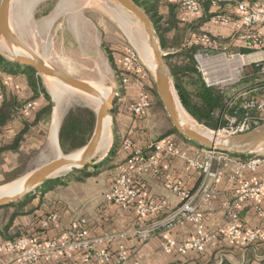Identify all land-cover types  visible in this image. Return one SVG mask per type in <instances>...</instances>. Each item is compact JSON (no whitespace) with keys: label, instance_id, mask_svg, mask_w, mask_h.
<instances>
[{"label":"crops","instance_id":"1","mask_svg":"<svg viewBox=\"0 0 264 264\" xmlns=\"http://www.w3.org/2000/svg\"><path fill=\"white\" fill-rule=\"evenodd\" d=\"M42 5L44 2L36 5L35 12L38 13ZM12 10L13 2L10 9V25L14 31ZM162 12L168 13V11ZM117 16H120L126 24L129 23L127 18L123 19L122 12H118ZM205 17L206 11L201 15L191 16L189 21L185 22L190 27L188 34L191 40L197 32L205 31L209 27L204 22ZM34 18L40 24L39 29L49 31L47 35L50 36L52 45L39 49L21 39L47 64L90 84L111 85L113 87L111 89L117 92H120L123 86L125 87L111 117L113 121L111 130L104 131L93 160L94 165L90 166L94 167L95 171L91 172L87 167L89 169L85 171V177L84 173H78L70 178L71 182L61 179L60 182L65 183L64 186H60L57 181L59 186L55 190H47L44 193L38 190L30 193L34 196L32 209L26 213V216L19 218L20 222L12 225L9 234L13 235V232L21 230V226L28 233L29 230L32 232L36 218L58 212L61 215V221L57 226L41 232L42 236L38 239L29 237L46 248L48 241L63 242L68 238L74 220L85 219L87 224L84 229L87 230L90 238L105 239L115 236L112 243H107V240L97 243L92 254L93 260L88 264H107L97 262L95 255L109 252L114 256L120 245L125 246L129 257L126 264L137 262L142 264H264V192L258 197H253L244 191L246 184L252 185L264 180V166L260 165L256 171L245 169L240 176H235L233 168L239 162H247L248 157L218 155L214 163V171L220 177L205 180L202 171L191 166L188 161H202L208 155V149L179 137L174 131L166 110L153 97L141 93L139 87L138 89L132 87L134 85L132 78H129L127 83L122 81L120 84L118 73L110 60V54L114 57L119 69H122L121 66L127 58L126 50L131 47L121 49L106 47L104 40L108 36L107 30L99 25L98 19L92 15L91 11L80 5H69L64 0L56 2L47 14L36 17L35 13ZM200 19L204 20V23ZM219 28H216L215 33L221 32L225 38L228 37V30ZM42 34L44 33L40 32V35ZM1 40L2 37L0 42ZM226 43H229V40H226ZM182 46L171 50L176 49L173 53H178L191 48ZM231 46L238 47L240 43L237 42ZM133 49L145 60L146 47ZM41 77L51 98L52 110L38 120L37 115L50 104V101L43 94L28 101L34 92L27 77L22 73L11 74L0 71V80L6 97H14L25 103L18 118L14 120L3 137L0 136V147L12 145L16 135L24 128V121L30 125L24 142L20 146L0 155V186L20 177H27L43 165L65 155L60 144V130L71 109L82 106L97 114V109L92 106L67 104L64 96L53 89L50 90L45 80L59 82L50 77ZM242 90L246 88L239 92ZM258 90L264 94V90L258 88L246 92L253 95ZM143 97L149 99L150 106L141 115H137L134 109ZM125 139H131L134 149H142L147 156L153 155L151 146L154 143L163 139H172L182 156L173 157L164 153L157 160L161 170L159 176L151 172L139 175L135 173L134 167L128 164L131 154L124 149ZM105 144L108 146L102 149ZM82 150L83 148L72 154L80 153L81 157ZM34 155L39 157L41 166L23 167V165H29V159ZM124 170L135 175V182L142 189L145 199L165 205L161 214L150 218L145 224L140 221L137 206H121L105 199V194ZM177 189L193 195L195 205L203 214L204 231L208 237L204 252L180 253L165 248L169 240L184 243L192 240L197 233L196 227L187 222L176 224L172 228L168 227L169 219L184 201ZM38 194H41V197H38ZM205 194H210L211 198L205 200ZM36 200H39L38 206L34 203ZM234 214H237V217H234ZM230 226L241 229V234L237 238L232 236ZM144 229L151 231V238L148 240H142L140 237ZM253 232H258L255 240L250 239V234ZM9 241L13 240L5 239L0 235V246ZM8 257L9 253L0 251V264H6ZM54 257L44 260L43 263L83 264L79 254L72 259H67L63 250L55 252Z\"/></svg>","mask_w":264,"mask_h":264},{"label":"built area","instance_id":"2","mask_svg":"<svg viewBox=\"0 0 264 264\" xmlns=\"http://www.w3.org/2000/svg\"><path fill=\"white\" fill-rule=\"evenodd\" d=\"M171 1H176L180 4L186 22L189 21L191 16L194 17L201 15L205 11L204 4L207 2L211 4V10H214L211 11L213 15L211 16L208 30L206 29L203 31L206 33L200 35L198 38L195 35L190 41L191 45H201L205 49L206 54H198V60L203 59L207 61L208 59H214L220 56H225L227 58L226 52L230 48V45L242 42L246 46L253 48V50H251L250 53H242L239 51L242 55L239 53L234 55L232 59H227L234 60L238 57L245 58L248 56H258L256 59L244 63L240 67V73L244 71L245 67L252 66L257 70L256 73L258 75L264 76L263 4L259 2L250 3L246 1H236L229 2L225 7H222V0ZM219 27L228 30V37L225 38L221 32H216L217 34L214 33L216 28ZM226 40H229V43H226ZM213 51H223V53L219 56L210 55ZM126 52L127 58L123 63V69L133 71V69L137 68L136 66L138 65L140 58L139 54L133 48H127ZM220 66H224V64L222 63ZM211 70L212 69L206 70L205 66L201 69L208 87H214L216 84L210 81V78H213V71L211 72ZM128 81L129 77L123 79L124 83H127ZM221 90L223 91V89ZM251 94L252 93L249 94L246 92V90H242L241 92H238L236 96H233L228 103L230 110H232V115L229 117L227 116L225 127L223 130L219 131L220 135L226 137L246 133L264 123V94L260 93L259 90L255 91L253 95ZM3 99L4 95L0 88V103ZM149 106V99L143 97L139 105L135 107L134 111L137 115H141ZM151 148L153 150V155L147 156L142 149H134L131 139L124 140V149L131 154L128 164L134 167L135 173L142 175L151 172L155 176H159L161 170L157 165V160L164 153H168L173 157L182 156L180 149L172 139L160 140L154 143ZM253 153L256 154L254 158L247 162H239L236 164L233 168V174L235 176H240L245 169L256 171L260 165L264 166V144L258 147ZM218 155L228 156L227 154L208 150V155L202 161L189 160L188 162L191 166L199 168L202 171L205 180H208L209 178L218 179L220 175L214 171V163L218 159ZM168 182L170 181L168 180ZM177 191L184 201L178 211L169 219L168 227L172 228L176 224L187 222L196 227L197 233L192 240L184 243H179L176 240H169L166 243L165 248L167 250H176L180 253L189 251L204 252L208 237L204 231L203 214L195 205V197H193V195L179 189H177ZM244 191L246 194L258 197L264 192V180L252 185L246 184ZM210 198V194L204 195L205 200H209ZM105 199L110 203L121 206H137L139 218L143 224H145L150 218L161 214L165 208L164 204L152 203L145 199L142 189L138 187L135 182V175L126 170L121 173L112 188L105 194ZM234 217H237V214H234ZM60 221L61 215L58 212H53L42 218L41 227L43 229H50L53 226H57ZM86 224L87 221L85 219L74 220L68 238L63 242H58L56 240L48 241L46 248H43L38 241L29 236H23L19 239L4 243L0 246V251L9 253L6 264H44V260L55 258L54 254L59 250H63L67 259H72L79 254L83 264H88L93 260L92 254L97 243L102 242L103 240H107V243H112V241L115 240V236H109L105 239L90 238L87 230L84 229ZM230 232L234 238H237L241 234V229L237 226H230ZM120 236L124 237V235ZM257 236L258 232H253L250 234V239L255 240ZM140 237L142 240L150 239L151 231L149 229H144L141 231ZM95 257L97 262H105L107 264H126L129 260L124 245L119 246V250L114 256L110 255L109 252H101L97 253ZM135 264L142 263L137 262Z\"/></svg>","mask_w":264,"mask_h":264},{"label":"trees","instance_id":"3","mask_svg":"<svg viewBox=\"0 0 264 264\" xmlns=\"http://www.w3.org/2000/svg\"><path fill=\"white\" fill-rule=\"evenodd\" d=\"M1 1V0H0ZM223 7L229 2L246 1L250 3H256L260 0H222ZM134 2L142 8L148 16L151 18L154 27L157 31L158 37L161 42V47L164 51H170L173 48L182 47L184 43L183 35L181 32L184 31L186 37L189 35L190 27L185 23L184 15L182 14L181 6L176 1L171 0H134ZM54 4H44L40 7L38 15L47 14L53 7ZM162 5L168 6V13L164 14L161 10ZM211 4H204V10L206 11L205 20H208V14ZM210 7V8H209ZM202 20L201 22H203ZM197 27H195L196 29ZM183 29V30H182ZM173 33V34H172ZM172 34V37H170ZM199 34V32H197ZM200 36V35H199ZM242 53H250L253 48L246 46L240 42V46L236 47ZM197 47L187 49L178 52L179 55H168L166 58L171 77L174 81L175 87L180 96L181 102L185 109L198 120L200 123L205 124L211 129H221L226 125V119L224 117L225 111L228 107V102L232 95L230 92L222 91L216 87H208L206 82L202 78L201 72L198 70L194 52ZM171 53V52H170ZM110 60L118 73L120 84L126 76L135 74L133 71L119 69L116 64L114 57L110 54ZM0 71L17 74H24L34 95L28 101H32L43 94L44 97L50 101V104L37 115L39 120L43 115H47L52 110L51 98L44 87L42 77L30 67H23L19 64L13 63L5 59L0 54ZM257 72V70L251 66L246 69V75ZM0 88L3 92L4 99L0 103V136L6 133L8 128L14 122L18 115H20L25 103L14 97H6L3 84L0 80ZM27 101V102H28ZM232 115V110L229 111ZM256 116L255 114H253ZM97 123V114L89 108L78 106L70 110L66 118L64 119L61 130H60V144L65 155L72 154L82 148H84L91 140ZM29 124L24 121V128L16 135L12 145L0 147V155L9 150L17 149L25 139V135L28 132ZM175 131V129H174ZM176 132V131H175ZM177 133V132H176ZM179 137H182L177 133ZM183 138V137H182ZM251 155V154H250ZM249 155H243L240 157H248ZM249 158V157H248ZM87 168L83 170L86 171ZM42 193L46 190L42 189ZM25 201H31L32 198L28 197ZM25 203L24 205H26ZM25 214V213H24ZM19 214L15 213L12 217V221L16 219ZM42 217L36 218L34 225L32 226L33 231L19 230L17 233L10 235L9 232L12 228L13 223L6 225L5 228H0V235L5 239L16 240L23 236H32L39 238L42 235L41 232L47 230L41 227Z\"/></svg>","mask_w":264,"mask_h":264},{"label":"rangeland","instance_id":"4","mask_svg":"<svg viewBox=\"0 0 264 264\" xmlns=\"http://www.w3.org/2000/svg\"><path fill=\"white\" fill-rule=\"evenodd\" d=\"M60 0H13V22H12V27L14 31L22 38L24 41H26L30 46L39 48L41 49L43 46L45 47H50L52 45L50 36L47 35V29H39L40 24L37 22V19L34 18L35 13L38 15L36 11V5H38L41 2H44V4H55ZM66 3L69 5L75 4V5H80L82 8H86L87 10L91 11L92 15L96 19H98L99 25H102L107 30V38L104 40V45L106 47H118L121 49L122 47H145L147 44H149L148 36L144 30L143 25L139 22L135 16H133L130 12H128L126 9H124L122 6L119 4L115 3L114 1L111 0H64ZM259 3L264 5V0H260ZM223 7V5H221ZM21 7V8H20ZM211 7V6H210ZM209 7V8H210ZM20 10V12H19ZM162 11H168V6L167 5H162L161 6ZM211 11L214 10H209L208 14V20L206 19L204 22L209 26V22L211 20V16L213 15ZM118 12H122V17L127 18L129 23L126 24L122 20L120 16H117ZM202 20V19H200ZM203 22V23H204ZM126 26V27H125ZM216 26V25H214ZM209 28V27H208ZM207 28V30H208ZM183 30V29H182ZM40 32H43L44 34L40 35ZM206 32H203L202 30L199 31V34L196 33V37L198 38L199 35H202ZM215 33V31H214ZM181 35H183V39L185 40L183 45L184 47H191L188 49H192L193 47H197L196 51L194 52V58L198 67V70L202 74V78L205 81V77L203 76V72L201 71L202 67L204 68V64H202L201 60H198L199 58L197 57L198 54H206L205 49L201 45H191V39L190 36L188 35L186 37L185 32L182 31ZM144 45V46H143ZM149 46V45H148ZM183 47V46H182ZM18 51V53H17ZM164 51V50H163ZM167 56L168 55H173V52H176L175 50L171 51H164ZM171 52V53H170ZM202 52V53H201ZM223 51H213L210 55L213 56H219L222 54ZM227 58L232 59V57L236 54H239V50L236 47H230L228 51L226 52ZM0 54L7 59L10 62H13V59L16 57V55H23L25 52L21 50L20 48L13 47L10 44H8L7 41H5L3 38L0 42ZM241 54V53H240ZM174 55H179V53L174 54ZM242 55V54H241ZM140 57V56H139ZM223 57V56H221ZM220 58V57H219ZM219 58H214V59H208L206 62L208 65L211 66V69L213 71V78L215 80L219 78H228L232 76V71L229 72L227 70V66H220L222 63H220ZM146 60V59H145ZM145 60L142 59L141 57L139 58L138 65L136 66L137 68L133 69V72L135 74H131L130 76H126L129 78H132L134 85L132 87H139L141 93H145L150 97H153V99L157 100L159 102V105H161L164 108L163 102L161 100V97L157 91V88L155 86V75L154 71L152 70L151 66L148 64V62L145 64ZM219 62V63H218ZM14 63V62H13ZM119 63V60H118ZM120 64V63H119ZM212 64V65H211ZM121 68H124V65L121 66ZM251 68V66H247L244 68V71L240 73V76L236 81L233 82H226V83H221V82H215L214 87L217 89H223L226 92H230L232 97L230 98L229 102L233 98V96H236V94L243 88H246V91H251L255 88L258 89H263L264 90V76L258 75L256 72L250 74V76L246 75V69ZM153 71V72H152ZM212 77V76H211ZM173 80V79H172ZM231 80V79H230ZM235 80V79H234ZM48 88L50 90L53 89V91H57L58 93H61L60 95L64 96V101L69 104V105H86V106H92L95 109L99 108L100 103L96 101L93 97L77 91L75 89L70 88L69 86L53 82L52 80H45ZM132 83V84H133ZM174 84V81H173ZM94 87L98 88L100 91L101 90H107L109 91L108 94H111V90L114 91V89L111 85H104V84H92ZM175 86V84H174ZM124 87L120 90V98L122 92H124ZM138 89V88H137ZM175 93L178 102L182 105L183 109L186 111V113L194 120V122L202 129H207L210 131H213V133H217L219 136H222L219 134V131L223 130L221 129H211L207 127L205 124L200 123L196 118H194L183 106L180 96L178 94V91L175 87ZM103 94V93H102ZM59 95V97H60ZM104 95V94H103ZM62 97V96H61ZM228 102V103H229ZM165 109V108H164ZM230 107L228 104L227 110L225 111V119L227 116H231V113H229ZM112 114L108 118V125L109 129L111 130L112 127ZM171 122V121H170ZM172 124V123H171ZM173 126V125H172ZM70 155V154H69ZM73 155V154H71ZM230 156V155H228ZM256 156L255 153H252L251 155L249 154L248 160L254 158ZM39 157L34 155L31 159H29V165L27 164L26 166L23 165V167H38L41 166V163L39 162ZM90 171L93 172L95 171L94 167H89ZM87 168L86 171L89 169ZM78 173H84L83 176L85 177L86 172L85 170H75V171H61V172H56L53 174L50 178V180L44 184L39 186L35 191H42V189L47 190H55L57 186H64L65 183L60 182L61 179H65L66 182H71L70 178L74 177V175ZM27 176V175H26ZM67 177V178H65ZM26 178V177H24ZM22 179V177L10 182L6 183L4 185L0 186V189L5 187L6 185H10L17 180ZM59 181V185L57 183ZM43 192V191H42ZM32 193V192H31ZM33 194L27 195L23 200L16 204H11L5 207L0 208V228H5L6 225H9L11 223L15 224L17 222H20L21 217L26 216L27 212L30 211L33 207V204L31 201H25L26 198L32 197ZM38 197H41V194H38ZM40 199V198H36ZM27 203L26 205H24ZM35 205H39V200H36ZM17 213L19 214L14 221H12L13 215ZM25 213V214H24ZM14 226V225H13ZM23 228V226H21ZM20 228V229H22ZM18 232V231H17ZM17 232H13L17 233Z\"/></svg>","mask_w":264,"mask_h":264},{"label":"water","instance_id":"5","mask_svg":"<svg viewBox=\"0 0 264 264\" xmlns=\"http://www.w3.org/2000/svg\"><path fill=\"white\" fill-rule=\"evenodd\" d=\"M122 6L130 12L143 25L148 36L156 60L155 86L161 97L164 108L168 114L173 128L185 140L191 141L210 151H216L233 157L252 154L258 147L264 144V123L253 130L219 138L218 136L207 137L185 127L179 118L175 86L166 61L167 54L161 47L154 24L148 14L140 8L134 0H111ZM13 0L0 1V37L13 47L20 48L25 52L13 59V62L23 67L33 68L39 75L56 79L59 83L69 86L72 89L83 92L100 103L97 109V123L94 134L90 142L83 148L82 156L79 159H73L71 155H61L57 159L43 165L33 173L28 175L24 182L23 189L14 195L0 196V208L16 204L23 200L39 186L46 184L51 176L56 172H61L65 168L69 171H77L94 165V158L102 140L106 123L111 114L115 111V105L120 98L117 91L104 97L100 90L92 84L74 78L58 68L47 64L36 52H34L11 28L10 9Z\"/></svg>","mask_w":264,"mask_h":264},{"label":"bare ground","instance_id":"6","mask_svg":"<svg viewBox=\"0 0 264 264\" xmlns=\"http://www.w3.org/2000/svg\"><path fill=\"white\" fill-rule=\"evenodd\" d=\"M126 27V26H125ZM149 45V46H148ZM144 46V45H143ZM146 50H145V59L146 61L148 62V64L151 66L152 70L155 71V68H156V60H155V56H154V51L151 47L150 44H147L146 46ZM145 49V48H144ZM18 53V51H17ZM17 56V55H16ZM258 56H248V57H245V58H240L238 57L237 59H234V60H228L225 56L219 58L220 62H222L225 66H227V70L232 71V76L230 77V75L228 76L230 79L228 78H219L217 80L213 79V78H210V81H215V82H221V83H226V82H233L235 80H237L238 76H239V73H240V67L244 64V63H247V62H250L251 60H254L256 59ZM202 61V64H204V66L206 67V70H210L211 69V66L207 64L206 60H201ZM212 65V64H211ZM152 71V72H153ZM212 72V70H211ZM235 79V80H234ZM233 80V81H232ZM98 89V88H97ZM99 90V89H98ZM101 93H103L102 95L104 97H107L109 96L110 94L109 91L107 90H101L100 91ZM111 93H112V90H111ZM176 104H177V110H178V114H179V118H180V121L181 123L185 126V127H188L192 130H195L197 131L198 133L202 134V135H205L207 137H213V136H218L219 138H221L222 136H219L217 133H213V131H210V130H207V129H202L200 128L195 122L194 120L186 113V111L183 109L182 105L178 102L177 98H176ZM58 120V119H57ZM58 128V127H57ZM109 129V125H108V122L106 123V127L104 129V131H108ZM58 131V130H57ZM106 139V138H105ZM102 141V140H101ZM103 143V142H102ZM107 143V142H106ZM101 146V145H100ZM108 145L105 144L102 146V149L106 148ZM58 147V146H57ZM59 149V147H58ZM60 151V150H59ZM58 152V150H57ZM58 154V153H57ZM80 153H75L73 155H71V157L73 159H79L80 158ZM70 168H65L61 171H69ZM25 179L26 178H22V179H19L17 180L16 182L10 184V185H6L5 187L1 188L0 189V196H4V195H14L18 192H20L23 187H24V182H25Z\"/></svg>","mask_w":264,"mask_h":264}]
</instances>
